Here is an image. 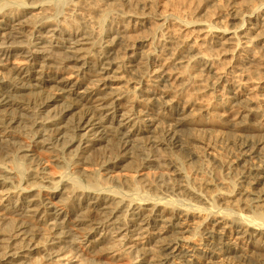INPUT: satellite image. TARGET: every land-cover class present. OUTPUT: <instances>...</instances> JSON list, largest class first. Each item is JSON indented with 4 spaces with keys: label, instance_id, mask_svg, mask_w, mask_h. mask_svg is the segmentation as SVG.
Segmentation results:
<instances>
[{
    "label": "bare ground",
    "instance_id": "bare-ground-1",
    "mask_svg": "<svg viewBox=\"0 0 264 264\" xmlns=\"http://www.w3.org/2000/svg\"><path fill=\"white\" fill-rule=\"evenodd\" d=\"M74 257L264 264V0H0V264Z\"/></svg>",
    "mask_w": 264,
    "mask_h": 264
},
{
    "label": "rangeland",
    "instance_id": "rangeland-1",
    "mask_svg": "<svg viewBox=\"0 0 264 264\" xmlns=\"http://www.w3.org/2000/svg\"><path fill=\"white\" fill-rule=\"evenodd\" d=\"M239 145L236 141H232L231 138H225L222 141L217 142L212 148L202 147L198 150V156L188 161V156L182 154L183 162L185 167L188 170H197L200 175L207 179L208 184L205 185L204 190L207 193H211L214 190H222L227 191V187L231 180H237L239 178L238 170H229V166L232 165V161H235V157L239 153ZM44 158L51 157V154L45 153L43 154ZM127 163L124 162L123 164ZM47 168L50 171V176H54L57 174V169L51 162V159L47 163ZM115 170H119L118 168ZM152 177L157 175L156 170L150 171ZM29 181H26L28 183ZM67 256V255H66ZM37 258V256H35ZM34 257V258H35ZM67 257H71L68 255ZM63 260L64 258L61 257ZM75 257L72 258V263L75 264ZM63 261H66L65 259ZM80 261V260H77ZM44 260L41 259L40 262L35 264H44ZM54 264V263H50ZM111 264H131V262H127V260L111 263Z\"/></svg>",
    "mask_w": 264,
    "mask_h": 264
}]
</instances>
